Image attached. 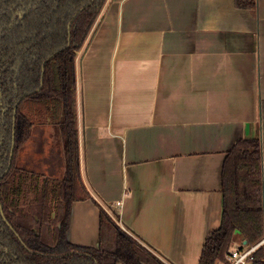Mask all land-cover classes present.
Instances as JSON below:
<instances>
[{
  "label": "crops",
  "instance_id": "1",
  "mask_svg": "<svg viewBox=\"0 0 264 264\" xmlns=\"http://www.w3.org/2000/svg\"><path fill=\"white\" fill-rule=\"evenodd\" d=\"M75 73L91 197L70 242L98 246L101 207L164 263L198 264L238 140L260 138L264 180V0H106Z\"/></svg>",
  "mask_w": 264,
  "mask_h": 264
},
{
  "label": "trees",
  "instance_id": "2",
  "mask_svg": "<svg viewBox=\"0 0 264 264\" xmlns=\"http://www.w3.org/2000/svg\"><path fill=\"white\" fill-rule=\"evenodd\" d=\"M105 1L0 0V264H166L101 207L97 247L68 238L73 204L91 197L80 173L75 61ZM256 5L235 0L240 9ZM35 124L60 131L66 172L57 182L17 166ZM221 180L220 226L198 264L224 262L236 240L253 246L264 238L259 137L234 144ZM254 256L252 264H263V246Z\"/></svg>",
  "mask_w": 264,
  "mask_h": 264
},
{
  "label": "rangeland",
  "instance_id": "3",
  "mask_svg": "<svg viewBox=\"0 0 264 264\" xmlns=\"http://www.w3.org/2000/svg\"><path fill=\"white\" fill-rule=\"evenodd\" d=\"M65 163L64 142L58 127L35 124L30 138L18 152L17 166L41 176V181L57 182L65 175Z\"/></svg>",
  "mask_w": 264,
  "mask_h": 264
},
{
  "label": "built area",
  "instance_id": "4",
  "mask_svg": "<svg viewBox=\"0 0 264 264\" xmlns=\"http://www.w3.org/2000/svg\"><path fill=\"white\" fill-rule=\"evenodd\" d=\"M117 206H121V202L117 203ZM263 244L264 238L253 246H249L246 241L241 240L228 250L225 260L227 264H252L255 261V252Z\"/></svg>",
  "mask_w": 264,
  "mask_h": 264
},
{
  "label": "water",
  "instance_id": "5",
  "mask_svg": "<svg viewBox=\"0 0 264 264\" xmlns=\"http://www.w3.org/2000/svg\"><path fill=\"white\" fill-rule=\"evenodd\" d=\"M17 105H18V103L15 105V108H14V110H16V108H17ZM13 147H12V149H11V152H10V162H11V159H12V156H13ZM8 167H10V163H9V166Z\"/></svg>",
  "mask_w": 264,
  "mask_h": 264
},
{
  "label": "flooded vegetation",
  "instance_id": "6",
  "mask_svg": "<svg viewBox=\"0 0 264 264\" xmlns=\"http://www.w3.org/2000/svg\"><path fill=\"white\" fill-rule=\"evenodd\" d=\"M13 157V156H12ZM17 158H18V155H17ZM10 159V158H9ZM12 160V159H11ZM16 163H17V160H16Z\"/></svg>",
  "mask_w": 264,
  "mask_h": 264
}]
</instances>
